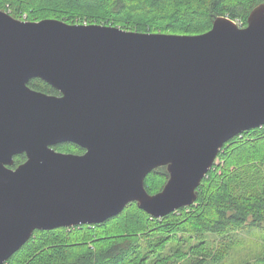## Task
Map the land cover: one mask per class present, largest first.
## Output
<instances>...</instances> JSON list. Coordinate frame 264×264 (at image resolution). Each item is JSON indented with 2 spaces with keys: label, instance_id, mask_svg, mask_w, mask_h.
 Returning <instances> with one entry per match:
<instances>
[{
  "label": "water",
  "instance_id": "obj_1",
  "mask_svg": "<svg viewBox=\"0 0 264 264\" xmlns=\"http://www.w3.org/2000/svg\"><path fill=\"white\" fill-rule=\"evenodd\" d=\"M263 125L264 2L244 26L220 15L192 35L0 9V264L35 230L99 224L131 202L154 218L193 204L224 143ZM66 141L86 151L51 147ZM160 166L167 181L149 193Z\"/></svg>",
  "mask_w": 264,
  "mask_h": 264
},
{
  "label": "trees",
  "instance_id": "obj_2",
  "mask_svg": "<svg viewBox=\"0 0 264 264\" xmlns=\"http://www.w3.org/2000/svg\"><path fill=\"white\" fill-rule=\"evenodd\" d=\"M262 2L0 0V9L30 21L67 18L74 22L79 17L85 24H119L140 32L192 35L207 31L220 15L241 19L245 25L250 10ZM27 85L58 94L41 79H31ZM216 158L219 163H213L202 179L193 204L154 218L131 202L119 214L99 224L35 230L37 238L32 235L4 264H212L213 257L204 247L203 241L207 239L203 235L224 238L245 226L264 230V125L232 137ZM15 161L17 164L21 159L16 157ZM160 167L145 177L149 193L161 189L156 187ZM167 176L165 169L162 178ZM186 235L197 236L202 243L183 249Z\"/></svg>",
  "mask_w": 264,
  "mask_h": 264
},
{
  "label": "rangeland",
  "instance_id": "obj_3",
  "mask_svg": "<svg viewBox=\"0 0 264 264\" xmlns=\"http://www.w3.org/2000/svg\"><path fill=\"white\" fill-rule=\"evenodd\" d=\"M6 12L11 14L9 11H6ZM75 18L76 19L74 22L67 21V18L63 19L62 21L71 23V24L81 23L80 22L81 20H79V17H75ZM234 21L237 22L236 19ZM115 26L125 29V30H130V29L123 28L119 24ZM132 31H138V30H132ZM158 31H160V29H158ZM179 32H183V31H179ZM69 148L70 147L66 145L59 146V150L64 151V152L68 151ZM217 163H219L218 158H216L214 161V164H217ZM165 169L166 168L163 169V167L161 166L159 171L157 172V176H159L157 178L159 180H156V187L159 186L160 188H162L163 185L166 183L168 176L165 178H162V172ZM33 235L34 237L37 238L36 233ZM186 236L188 238L182 243L185 245L181 246L182 244H177L178 247L181 246L183 249H186L188 245H191L192 247V246H196L198 242L202 243V241H200V238L197 236H194V235L193 236L186 235ZM203 236H205L204 238L207 239L205 240L206 242L203 241L204 247L208 248L209 251H211V255L213 257L212 264H264V258L262 259V257H264V230L263 229L251 228V227L245 226V227L238 228L234 231H231L224 238H222L221 236L213 235V234H209V235L205 234ZM178 264L180 263L178 262Z\"/></svg>",
  "mask_w": 264,
  "mask_h": 264
},
{
  "label": "flooded vegetation",
  "instance_id": "obj_4",
  "mask_svg": "<svg viewBox=\"0 0 264 264\" xmlns=\"http://www.w3.org/2000/svg\"><path fill=\"white\" fill-rule=\"evenodd\" d=\"M43 82H45V81H43ZM48 85L50 87H52L50 84H48ZM30 88H32V87H30ZM34 90H36V89H34ZM37 91H40V90H37ZM41 92H44V91H41ZM44 93L50 94V95H59V92H58V94H53V93H49V92H44ZM62 145L69 146L70 148L68 149V151H65V152L64 151H60L59 150V146H62ZM51 147L54 148V150L59 151V152L72 153V154H77V155L83 154L86 151V149L84 147L80 146L79 144H76L75 142H71V141L57 143V144L51 145ZM16 157L21 159V161H19L17 164H16V161H15ZM25 160H26V155L24 153H21V154H18V155H14L13 156V163L11 165H8V166L11 169H15L19 164L23 163Z\"/></svg>",
  "mask_w": 264,
  "mask_h": 264
},
{
  "label": "built area",
  "instance_id": "obj_5",
  "mask_svg": "<svg viewBox=\"0 0 264 264\" xmlns=\"http://www.w3.org/2000/svg\"><path fill=\"white\" fill-rule=\"evenodd\" d=\"M237 20V24L239 25V26H244V24H243V22H241V20L240 19H236Z\"/></svg>",
  "mask_w": 264,
  "mask_h": 264
}]
</instances>
